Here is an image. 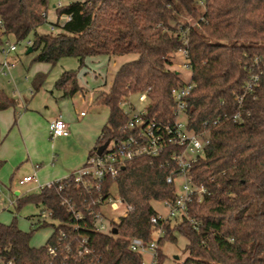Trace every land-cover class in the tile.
Instances as JSON below:
<instances>
[{
  "label": "trees",
  "instance_id": "1",
  "mask_svg": "<svg viewBox=\"0 0 264 264\" xmlns=\"http://www.w3.org/2000/svg\"><path fill=\"white\" fill-rule=\"evenodd\" d=\"M48 2L0 0V51L5 37L19 43L32 35L25 46L32 62L54 65L71 57L80 68L87 57L136 55L117 68L109 90L94 97L108 115L88 156L105 141L129 135L122 129L129 113L120 103L132 94L146 92L147 116L173 122L171 91L185 82L170 68L171 55L185 51L192 84L186 127L208 139L189 171L205 193L187 204L186 217L151 222L158 215L153 203L174 196L175 185L166 182L176 171L173 146L127 161L115 178H87L82 184L71 173L16 198V212L31 203L56 224L31 225L52 227L45 243L35 247L30 244L35 228H19L15 214L9 223L0 221L2 255L11 264H145L141 253L129 248V239L148 243L161 227L155 264L164 257L160 245L176 242V234L186 239L188 252L179 264H264V0H71L54 6L57 17H66L60 31L38 33ZM46 76L34 74L35 90ZM54 86L65 97L82 91L74 69L64 70ZM14 104L0 90V111ZM112 185L129 209L101 233L93 215ZM81 238L88 252L79 255Z\"/></svg>",
  "mask_w": 264,
  "mask_h": 264
},
{
  "label": "built area",
  "instance_id": "2",
  "mask_svg": "<svg viewBox=\"0 0 264 264\" xmlns=\"http://www.w3.org/2000/svg\"><path fill=\"white\" fill-rule=\"evenodd\" d=\"M30 43L29 40L26 41L25 46H29ZM185 43L186 39L184 40V44ZM14 51H16V43H5V47L2 49L4 58L0 63V75L11 78L10 70L13 67V62L9 59L8 55ZM181 52L186 58L185 51L181 50ZM185 66L189 67L187 63ZM191 88L192 84L188 82L178 88L172 89L171 93L174 100V106L172 108L174 119L172 123L157 121L155 118L147 116L146 92L138 93L139 102H145L144 107L140 110H136L135 106L132 105L128 99L122 101L120 106L129 113V119L122 129L123 131H128L129 135L123 139H109L107 146L100 154H97L95 150L92 155H89L85 163L72 172L74 182L85 184L87 178H93L95 180H103L105 177L115 178L127 161L141 156H156L166 148L173 146L178 148V150H175L171 154V159L176 165V171H172L166 176V182L175 185L174 196L172 199L161 202L166 208L167 213L165 215H160L158 213V215L151 218V222L157 224L158 222H165L168 219L174 220L181 216L186 217L187 204L192 199L200 201L205 193L203 187L193 182L189 169L193 160L203 153L208 144L207 136L204 133H195L194 131L188 130L186 127V120L185 122L180 120L182 114L186 116V98ZM126 107L128 108L126 109ZM80 115H84V112H81ZM48 132L51 138H61L67 137L70 134V129L61 115H57L48 124ZM59 180L60 179L41 184L38 182L35 174H32L23 176L18 179L17 182L19 185L35 182L38 188L41 189L43 187H51ZM112 188H115V186L112 185L110 187V194ZM64 202L65 201H63V203ZM106 203L110 210L119 211L120 215H123L129 209V206H127L118 195L114 196L113 199H111L109 195L106 200L100 203L98 211L93 215L94 229L101 233L109 232L111 229V222L117 221L120 216L110 218L109 225L106 226L104 223L105 215L101 210V207ZM66 205L68 210H71L75 217L79 216L74 213L73 208L69 206L68 203H66ZM43 211L45 210H42L38 214L40 218L46 217V214L49 216L48 211H45V213ZM162 232V228L159 227L157 229L158 236L162 234ZM129 248L132 251L140 253L145 249L152 250L154 254L150 264L156 263L157 244H155L153 240L147 243L139 238L132 237L129 239ZM49 251L50 253L52 252L51 250ZM87 252L88 247L86 246V239L81 238L78 254L81 255ZM0 264H11L10 260H7L1 252Z\"/></svg>",
  "mask_w": 264,
  "mask_h": 264
},
{
  "label": "crops",
  "instance_id": "3",
  "mask_svg": "<svg viewBox=\"0 0 264 264\" xmlns=\"http://www.w3.org/2000/svg\"><path fill=\"white\" fill-rule=\"evenodd\" d=\"M11 70V78L3 77L7 79L8 84H15ZM54 82L55 80L53 82L44 81L37 90L30 89L29 104L21 98L22 107L19 110L25 111L16 113L14 107H9L12 108L11 111H8L9 108L0 111V160L3 161V165L0 167V211L12 208L17 197L38 192L39 188L35 182L23 184L27 185L24 191L12 189V184L19 185L17 181L23 176L35 174L38 182L44 184L62 179L82 166L89 151L95 146L100 130L107 119L108 113L104 117L97 114H93L91 117L87 114L80 115L83 112L80 109L82 106L85 104L87 106L95 105L94 97L98 91L102 90L103 83L95 82L97 84L89 89L78 81L82 91L65 97L61 90L55 88ZM42 103L45 104V109L43 110L44 115L42 114V118H40L38 113L41 110H37V108H40ZM7 112H11V114ZM47 113L50 115L48 116ZM57 115H61L69 126L70 134L67 137L51 138L49 135L48 124ZM11 121L13 122L8 132L3 134ZM38 134L41 138H50L52 142H48L49 149L31 147L29 141L34 137L36 139ZM54 150L58 151V154ZM36 208L27 215L29 220L38 214V207ZM31 245L33 246V244Z\"/></svg>",
  "mask_w": 264,
  "mask_h": 264
},
{
  "label": "rangeland",
  "instance_id": "4",
  "mask_svg": "<svg viewBox=\"0 0 264 264\" xmlns=\"http://www.w3.org/2000/svg\"><path fill=\"white\" fill-rule=\"evenodd\" d=\"M71 0H49L48 7L46 10V20L45 22L38 27L37 31L38 33H46L52 31L53 33H56L60 31V25L63 24L66 17L64 15H60L57 17L55 12V5L61 6ZM32 35H29L25 40L19 41V43H16V51L11 52L8 57L13 62V68L11 70V74L15 80L14 83H7V79L3 77V75H0V88H3V91L11 98H13L15 104L14 109L17 113L18 111H25V110H19L21 105V98L25 100L26 103L29 104L31 98L29 94V90L32 89L34 91L32 80L33 76L38 71H43L47 74L46 76V82H53L59 77V74L63 70L68 69H74L77 70V80L87 86L89 89L94 87L98 82L103 83L102 89L104 91H108L110 84L112 82L113 75L117 68L124 62L133 60L136 55L135 54H127V55H120V56H114L111 58V60H108L107 56H94V57H87L85 59V65L78 68V63L75 58L71 57H64L60 59L57 63L54 65L44 63V62H32L33 54H26V48H25V42L30 40ZM5 43H15L16 40L12 36L5 37L4 39ZM172 58V65L170 68L172 70H175L179 73L181 79L188 83L190 82V76H191V70L189 67H186L185 64L187 63V59L183 55L181 51H178L171 55ZM4 57V54L0 51V60ZM97 82V83H95ZM37 93V92H36ZM129 102L135 106L136 110H140L144 107L145 102H139L138 100V94H132L128 98ZM45 104H41L40 108H37V110H41L40 113H38L39 117L42 118L43 110L45 109ZM96 107V108H95ZM98 107V108H97ZM128 107H126L127 109ZM84 114L89 115L90 117L93 114H97L98 116L104 117L107 113V108L104 106H95L90 104V106H87L86 104L80 108ZM12 108H9L8 111H11ZM10 113L11 112H7ZM15 113V117L17 119V114ZM49 116L50 113H47ZM41 120V119H39ZM180 120L182 122H185L186 116L181 115ZM6 127V129L3 131V134L7 133L11 124ZM50 141L49 137L41 138L38 134L36 139L35 137L29 141V144H31V147L33 148H48V142ZM52 142V141H50ZM55 153L58 154V151L54 150ZM7 186V185H6ZM27 188V185H16L12 184V189L14 190H22L24 191ZM7 190V189H5ZM6 192V191H5ZM12 195H14L12 193ZM117 195L116 188L111 189L110 198L113 199L114 196ZM15 206V205H14ZM14 206L10 208L9 210L0 211V221L9 223L16 214L17 219V225L19 228H21L24 231H29L32 228H35L31 239L30 244H33V246H41L45 243L48 235L50 234L52 227L51 225H41L39 227L31 226L33 223H35L37 220L41 224L43 221L48 223H55L56 221L50 219L49 216L44 218H40L38 214L40 213V209L38 208V214L36 216H33L31 220L27 218V215L32 213L37 208L31 204H25L21 207V209L16 212L14 209ZM1 207V205H0ZM154 209L160 214L165 215L167 213L166 208L160 203H153ZM101 210L103 214L105 215L104 223L106 226L109 225V219L110 218H116L120 215L119 211H113L109 209L108 204H104L101 207ZM45 213V211H43ZM31 221V222H30ZM31 223V224H30ZM153 242L157 244L156 240L158 237L157 231L153 232ZM176 242H171L169 240H165L160 245V250L163 253L164 257L161 262V264H179L181 263L187 256L188 252L184 250V246L186 243V239L180 235H177ZM154 252L150 249H145L141 251L142 259L145 264H150L153 259Z\"/></svg>",
  "mask_w": 264,
  "mask_h": 264
},
{
  "label": "water",
  "instance_id": "5",
  "mask_svg": "<svg viewBox=\"0 0 264 264\" xmlns=\"http://www.w3.org/2000/svg\"><path fill=\"white\" fill-rule=\"evenodd\" d=\"M30 52H31V48H28L25 53L28 54ZM107 144H108V140L105 141L103 144L97 146L96 147V153L100 154L103 151V149L107 146Z\"/></svg>",
  "mask_w": 264,
  "mask_h": 264
}]
</instances>
